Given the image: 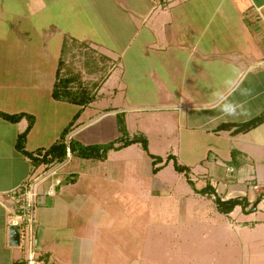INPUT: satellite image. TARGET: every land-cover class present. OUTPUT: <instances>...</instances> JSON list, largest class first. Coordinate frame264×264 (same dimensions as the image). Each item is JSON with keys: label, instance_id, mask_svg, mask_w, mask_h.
I'll list each match as a JSON object with an SVG mask.
<instances>
[{"label": "crops", "instance_id": "crops-1", "mask_svg": "<svg viewBox=\"0 0 264 264\" xmlns=\"http://www.w3.org/2000/svg\"><path fill=\"white\" fill-rule=\"evenodd\" d=\"M59 1L27 0L22 5V12H15L10 9L9 0H0V111L35 117V125L26 142L29 152L57 142L55 137L49 141L50 124L40 126V117L34 107L36 101L44 98L48 99V105L49 102L53 103L55 108L60 105L63 107L61 109L75 110L72 119L81 110L75 105L55 101L52 97L58 65L65 55L64 44L68 48L70 43H85L112 64L94 93L96 101L83 109L67 139L70 137V140L83 145L94 140L95 143L88 145H97L110 143L119 137L116 115L123 113L119 109L104 111L93 121L88 119V109L98 101L101 88L111 82L116 87L115 75L121 70L119 62L115 60L116 53L90 41L88 35L73 38V35L60 30L56 22L47 19L44 12ZM85 1L93 4L99 0ZM109 1L121 2L143 18L145 24L151 22L148 33L155 40L148 43L150 48L158 50V45L160 49L164 48L168 44L167 38L174 41L172 34L175 33L176 43L172 46L181 53H193L192 57L197 63L193 66L196 72L191 73L187 64L181 65L184 71L178 73L177 84L184 85L190 81L194 88L201 78H207L214 84L219 76L220 83L229 85L222 93L209 97V101L194 92L178 94L176 99L171 100L172 107L175 100L178 104L175 109L180 111L176 118L178 126L202 131L206 134L204 142L208 144V151L197 166L185 165L176 159L180 165L190 169V180L198 182L195 184L197 190L209 183L224 200L246 198L254 207L253 212L248 208L244 213L241 207H237L230 215H224L231 230L236 225L243 229L253 228L259 221L264 228V124L245 134L215 132L222 124H246L264 113V0H156L157 7L150 6L149 0ZM194 2L208 6L209 24H216L218 30L211 32L210 29L197 28L194 23L197 15L186 11V6ZM74 4L79 8L82 3L72 0L69 9H73ZM120 13L118 10L115 12L117 16ZM83 19L86 23L89 21L86 16ZM90 27L93 25L90 24ZM98 35L103 37L102 33L98 32ZM218 36L224 38L225 45L217 43ZM231 42L234 46L228 45ZM201 65H208L209 71L202 72ZM117 81L120 85L113 87L114 97L127 90L124 83ZM240 82H247L249 86L236 95ZM229 107L234 109L231 114L225 111ZM127 113L124 112L128 127ZM184 117L188 120H184ZM200 117L206 118V121H199ZM70 122L71 119L65 121L64 128ZM27 127L25 119L18 124L0 119V264H27L22 243L20 247H11L9 242L10 222L16 208L14 194L45 169L40 167L34 171L30 161L15 148L18 136ZM233 152L236 153L235 158ZM113 153L116 152H110L106 161L83 160L71 155L69 160L57 164L62 167V184L56 188L55 196L44 195L45 185L39 189L35 230L38 264H105L104 257L97 256L102 249L103 238L100 240L99 236L90 233L96 225L85 219L99 199L103 203L108 181L112 182V188L116 186V159L112 161ZM146 157L150 160L153 174L152 160L147 154ZM159 188L162 194L171 196L163 186ZM193 193L215 206L212 200ZM90 194L97 197L91 203ZM258 199L261 201L256 207ZM263 259L264 256H257V264H262Z\"/></svg>", "mask_w": 264, "mask_h": 264}, {"label": "rangeland", "instance_id": "rangeland-1", "mask_svg": "<svg viewBox=\"0 0 264 264\" xmlns=\"http://www.w3.org/2000/svg\"><path fill=\"white\" fill-rule=\"evenodd\" d=\"M24 1L27 0H9L10 9L22 12ZM69 1V4L65 0L59 1L47 9L44 16L56 22L60 30L73 35V38L88 35L90 41L115 51V60L121 66V70L114 74L115 79L127 88L115 97L112 95L113 82L101 88L98 101L88 109V119L93 121L104 111H116V108L123 113L128 112L130 136L144 134L152 155L164 161L172 155L182 164L199 165L198 162L208 151V144L204 142L206 134L178 126L176 118L180 111L175 109L178 108L175 100L172 107L171 100L176 99L178 94L194 92L209 101V97L222 93L229 85L220 83L219 76L214 84L207 78H201L194 88L190 81L184 85L177 84L178 73L184 71L181 65L187 64L193 73L196 72L193 66L197 63L193 53H181L172 46L176 43L175 33L172 34L174 41L167 38L168 44L164 48L160 49L158 45V50L152 49L148 44L155 40L148 33L151 22L145 24L143 18L135 15L128 6L109 0L93 4L76 0L82 3L79 4L81 7L74 4L71 10L69 5L72 0ZM149 1L150 6L157 7L156 0ZM186 9L191 15H197L194 23L198 29H210L211 32L219 29L216 24H209L208 6L194 2ZM117 10L121 12L120 16L115 14ZM83 16L89 19L87 23ZM217 39L219 45H225L222 36ZM232 43L228 45L234 46ZM70 44L63 57L61 74L66 75L67 71L79 74L78 82L94 94L97 88L93 84L100 85L112 64L85 43ZM201 67L202 72L209 71L208 65L207 68L205 65ZM117 80L115 88L120 85ZM248 86L247 82H240L236 95ZM78 87L75 84L73 88L76 90ZM49 104L48 99L41 98L34 103V107L40 117V126H51L49 141H53L54 137L58 141L70 125L64 128L65 121L71 119L73 122L74 117H71L75 110L61 109L60 105L55 108L53 103ZM184 120L188 118L184 117ZM201 120L206 121V118L200 117ZM90 143L95 142H86L87 145ZM51 146H45L44 150ZM112 158L113 162L116 159V186L112 188V182L108 181L103 203L99 199L94 204V210L85 213V220L97 226L92 227L94 230L90 233L99 236L100 240L103 238L102 249L97 256L104 257L105 264H257V256H264V228L260 221L253 228L243 229L236 225L231 230L228 219L216 211L211 201L195 196L185 175L177 173L172 162L155 176L151 173L150 160L139 145L113 153ZM159 186L168 190L171 196L162 194ZM92 195L89 196L90 203L97 199ZM22 248L28 256L27 237L22 241Z\"/></svg>", "mask_w": 264, "mask_h": 264}, {"label": "trees", "instance_id": "trees-1", "mask_svg": "<svg viewBox=\"0 0 264 264\" xmlns=\"http://www.w3.org/2000/svg\"><path fill=\"white\" fill-rule=\"evenodd\" d=\"M67 44H64V54L65 49H68ZM64 57V56H63ZM64 67L63 58L60 60L58 65V70L56 74V83L53 88L52 97L55 101L65 102L75 105L81 108L80 111L74 116L73 122L63 131L60 139L54 143L48 149L37 150L35 152H29L26 149V142L28 135L32 131L35 125V117L32 115L20 113V114H8L0 111V119L10 123L18 124L24 119L28 122V127L24 133L18 136L16 142V150L28 159L34 169L37 170L40 167L50 168L57 164L64 162L67 159V148L70 149L71 155L83 160H94V161H106L110 152H119L128 147L139 145L142 150L147 154V156L152 160L153 174H158L161 170L168 166L170 162L173 163L174 170L185 175L188 180L189 185L192 187L193 191L209 200H212L216 206L217 211L222 215H230L237 207H241L245 213L248 208L250 212L254 211V207L250 206L246 198H236L230 200H224L219 197L216 190L208 183L207 186L201 190H197L195 184L189 179L190 169L186 166L179 164L175 156H169L166 161L161 157L152 155L149 151V144L146 136L143 134L130 136L124 113H117L116 122L119 137L114 141L107 144H97V145H83L80 142L68 140L67 137L72 132L74 124L77 122L83 109L91 105L96 101L95 94H92L88 87H83V84L79 83V74L73 75L70 71H67L66 75L62 76V70ZM67 70V69H66ZM79 83V84H77ZM79 87L74 90V85ZM89 85V84H87ZM97 88V84H93ZM112 110H107L111 112ZM264 124V113L259 117L253 119L246 124H235L227 123L220 125L215 132H231L232 135L245 134L248 133L259 126ZM233 157L235 158L236 153L233 152ZM261 199L256 201V207L260 203Z\"/></svg>", "mask_w": 264, "mask_h": 264}, {"label": "built area", "instance_id": "built-area-1", "mask_svg": "<svg viewBox=\"0 0 264 264\" xmlns=\"http://www.w3.org/2000/svg\"><path fill=\"white\" fill-rule=\"evenodd\" d=\"M71 158L70 149L67 148V160ZM61 166H52L43 169L38 175L33 176L23 184L14 194L16 208L10 227L20 228L21 243L27 237L29 242V253L27 264H38L35 248V230L37 226V206L39 202V189L45 185V196L54 197L56 188L62 184ZM256 189V188H255Z\"/></svg>", "mask_w": 264, "mask_h": 264}, {"label": "water", "instance_id": "water-1", "mask_svg": "<svg viewBox=\"0 0 264 264\" xmlns=\"http://www.w3.org/2000/svg\"><path fill=\"white\" fill-rule=\"evenodd\" d=\"M9 242L11 247L21 246L20 228L10 227L9 228Z\"/></svg>", "mask_w": 264, "mask_h": 264}, {"label": "clouds", "instance_id": "clouds-1", "mask_svg": "<svg viewBox=\"0 0 264 264\" xmlns=\"http://www.w3.org/2000/svg\"><path fill=\"white\" fill-rule=\"evenodd\" d=\"M225 111H226L228 114H231V113L234 111V109H232L231 107H229V108H226Z\"/></svg>", "mask_w": 264, "mask_h": 264}]
</instances>
